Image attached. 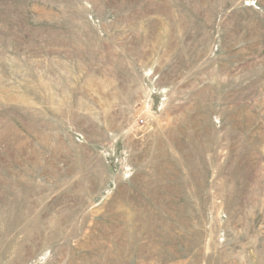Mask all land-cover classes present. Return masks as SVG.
<instances>
[{"label":"rangeland","instance_id":"1","mask_svg":"<svg viewBox=\"0 0 264 264\" xmlns=\"http://www.w3.org/2000/svg\"><path fill=\"white\" fill-rule=\"evenodd\" d=\"M0 264H264V0H0Z\"/></svg>","mask_w":264,"mask_h":264},{"label":"built area","instance_id":"2","mask_svg":"<svg viewBox=\"0 0 264 264\" xmlns=\"http://www.w3.org/2000/svg\"><path fill=\"white\" fill-rule=\"evenodd\" d=\"M140 122L143 123V119H140Z\"/></svg>","mask_w":264,"mask_h":264}]
</instances>
